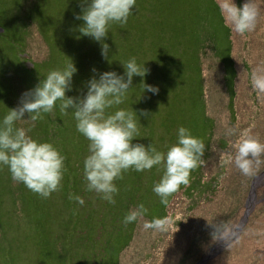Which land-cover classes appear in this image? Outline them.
Wrapping results in <instances>:
<instances>
[{
    "label": "rangeland",
    "instance_id": "374dc122",
    "mask_svg": "<svg viewBox=\"0 0 264 264\" xmlns=\"http://www.w3.org/2000/svg\"><path fill=\"white\" fill-rule=\"evenodd\" d=\"M237 1L242 5L245 2ZM256 4L260 15L255 30L244 35L233 32V64L215 0H136L137 8L127 24L110 26L106 37L109 59L102 57L99 42L78 31L82 21L76 16L81 13V0H0V117L9 108L18 107L22 93L34 88L50 70L63 67L71 59L78 72L73 76V90L66 94H85L94 70L124 72L121 62L128 59L121 54L135 57L147 69L145 77L133 78V88L121 104V108L137 111L140 137L133 142L145 146L154 142L166 152L176 142L178 128L185 126L206 143L204 163L191 172L192 185L181 186L169 199L167 232L144 227L146 221L160 216L157 210L162 204L152 188L162 176L161 167L125 172L115 181L120 188V203L115 204L88 191L87 182L81 183L79 176L76 195L85 203L73 204L81 213L79 221L89 222L93 228L77 227L75 238L91 236L78 245L84 255L91 256L90 264H104L103 259L109 256L116 258L127 240L125 235L116 236L121 224L118 214L125 215L127 208L136 207L143 199L147 200L144 206L148 212L139 222L126 226L131 241L119 253V264H199L210 252L213 256L205 264H264V177L250 201L253 181L264 172V155L258 163L253 162L252 176L242 175L234 164L222 167L220 163L222 158L234 156L233 145L244 130L264 142V95L258 96L249 83L253 68L264 69V0H256ZM36 5L40 10L35 12ZM33 64L37 68L30 75L22 71ZM142 80L157 86L158 94H143ZM144 110L148 117L139 116ZM24 118L17 126L31 128L29 114L25 113ZM35 123L29 135L54 143L70 160L71 168L78 169L69 176L79 175L82 168L78 164L88 155L89 142L77 132L71 111L61 113L57 102L52 113L43 114ZM82 148L86 151L81 152ZM136 173L140 177L133 185ZM10 181L15 193L6 198L5 208L8 212L15 208L18 215L12 212L9 222L16 225L7 236L0 224V264H12L14 257L17 264H39L35 248L40 249L41 244L33 235L40 233L33 228L37 219L30 217V190L14 182L11 174ZM55 192L54 208L62 209V227L70 211L62 188ZM209 221L226 224L229 238L214 239ZM52 227L61 233L58 224ZM108 237L113 238L110 241ZM102 246H109L108 252L100 249Z\"/></svg>",
    "mask_w": 264,
    "mask_h": 264
},
{
    "label": "clouds",
    "instance_id": "9594fccd",
    "mask_svg": "<svg viewBox=\"0 0 264 264\" xmlns=\"http://www.w3.org/2000/svg\"><path fill=\"white\" fill-rule=\"evenodd\" d=\"M224 27L244 35L257 26L260 10L256 0H245L237 6L235 0H216ZM86 5V6H85ZM136 0H81V13L76 16L82 21L78 31L81 36H89L101 46V55L109 59L110 46L106 42L112 23L127 24L133 14ZM124 72L115 70L96 73L87 81L86 93L71 97L73 76L78 68L71 59L63 67L50 70L32 89L22 93L18 107L9 108L0 117V168L6 166L14 182L42 198L62 188L65 172V157L60 149L50 141H41L29 135L36 121L43 114L52 113L59 102V110L67 115L71 111L76 122V130L88 143V155L83 160L84 180L87 190L100 194L110 204L116 203L119 188L115 181L123 178L129 170L143 172L154 167L163 169L159 181L153 185V192L160 197V203L167 206L169 198L181 186L187 188L191 183V172L204 163L206 143L195 136L192 130L180 126L176 142L167 151L160 150L154 142L145 146L134 143L140 137L137 111L119 107L124 103L127 93L133 88V78L145 77L147 69L142 68L135 57L121 62ZM249 83L258 96L264 95V69L253 68L249 73ZM143 94H158L159 88L142 80ZM29 114L31 128L18 127L17 122ZM139 116L148 117L144 110ZM235 154L222 158L221 166L232 165L244 176L253 175V162H259L264 155V142L251 133L241 132L236 141ZM212 150L215 147L212 146ZM205 180L207 177L204 178ZM222 179V177H221ZM204 182V181H202ZM68 198L79 205L84 199L74 193ZM148 212L143 203L130 208L123 218V224L139 222ZM214 239L226 241L229 238L228 226L213 224ZM170 221L166 217H154L146 221L144 227L157 232H167Z\"/></svg>",
    "mask_w": 264,
    "mask_h": 264
},
{
    "label": "trees",
    "instance_id": "16d2710c",
    "mask_svg": "<svg viewBox=\"0 0 264 264\" xmlns=\"http://www.w3.org/2000/svg\"><path fill=\"white\" fill-rule=\"evenodd\" d=\"M36 6L33 9L35 12L40 10L39 5L37 7ZM237 6H242L240 1L239 2L237 1ZM215 7L217 10H219L217 7V4H216V0H215ZM136 8H137V5L134 6L133 12H134V9H136ZM23 21H24V18H22V20L20 22L21 24L19 27H21L23 25ZM221 25L227 33L228 43L230 44L229 45L230 58H231V62L234 64V62L232 60V56H231V51L233 48V32L224 27L222 17H221ZM19 32H20V29H19ZM48 42L50 43L51 41L49 40ZM115 51H116V54H117V52L119 53V51L117 49ZM133 54H134V52H133ZM119 55L125 59L131 58V56L127 57V56H124L121 54H119ZM119 55L117 54L118 58H119ZM132 56H134V55H132ZM169 61H171V60H169ZM43 64H41V65H43ZM40 66H38V68ZM36 68H37V66L35 64H33L32 67L27 65L25 67V70L23 69L22 71L30 75L33 72V70H36ZM4 71H6L5 74L7 76L10 74L9 70L7 71V69L5 68V65H4ZM22 71H21V75L19 77L22 76V74H23ZM120 73L122 74L123 72H120ZM234 96H235V93H234V89H233L232 99L234 98ZM232 104H233V102H232ZM119 107H121V105ZM81 138L85 139L82 135H81ZM87 150H88V148H87ZM84 151H86V150L82 148L81 152H84ZM80 163H81V165L78 164V166L80 168H82V169H80V174L76 175L75 178H71L69 175L72 174V171L76 172L78 169L71 168L70 160L68 162V159L65 158V164L67 166H65V172H64L63 180L61 181V183H62V191L64 194V200L67 203L66 209H68L70 211V215H69V219H67L66 221H64L62 223V227H60V218H61L62 209H61V207L58 209L54 208L55 205L57 206V203H56L57 202L56 201L57 193L53 192L50 195V197L45 199V198L40 197L38 194H36L30 190L29 196H31V198H30L31 202H33V203H30L31 204L30 205L31 206L30 217L34 216L35 219H37L35 221V223H33V228L37 227V232L40 233V235L38 233L33 235V238H36L37 242L41 244L40 249H38L37 247L35 248L36 254H37L36 259H38L39 264H90V262H91V258H90L91 256L90 255L89 256L84 255V251H80L78 249V245L83 244L82 242L87 241V239L90 238L91 236H88V234L87 235L82 234V235H80L79 238H75L76 237L75 231H76L77 227L81 228L83 226H86L89 229H92L93 226H91V223H89V222L81 223L79 221L81 213H80L78 207L74 206L73 203L75 201L70 200L68 198L69 193L78 194V186L80 185V182L78 181L79 176H80L81 183L84 180L83 167H82L83 162H80ZM4 169L2 168L0 170V224H1L2 229H3V233L7 236V234L8 233L10 234L12 231V228H14V226L16 225V224H11L9 222V218H11L12 212L15 213L16 216L18 214H17L15 208H13L12 212L11 211L8 212V209L5 208L6 198H11L14 195V193H15L14 188L15 187L11 186L13 184H11L12 181H10V172H9L8 168L5 166ZM139 177H140L139 174L136 173L135 179L132 181L133 185H134V183L136 184V180H138ZM191 185H192V183L190 184V186ZM17 186L21 188L20 184ZM128 192L131 193V191H128ZM174 195L175 194H173L172 197H174ZM119 197H120V193H118L115 197L116 203H120ZM172 197H170L169 199L171 200ZM170 200H169V202H170ZM141 203L146 205L147 200L143 199ZM77 205H78V203H77ZM167 207H168V205L167 206H165L163 204L161 205L160 211H159V209L157 210L158 213L160 214L159 217H166L167 216ZM127 211H128V208H127ZM118 216H119L118 221H121V224L119 226L120 228L117 229L118 233H116V236L118 234L125 235L127 240H126L125 245L121 248V250H119L116 253V256H115L116 258L114 259V256H109V259H107V260L103 259L104 264H119V253L125 247H127L131 241V233H130L131 231L129 229H127L128 231H130L129 232L130 234L126 235V233H128V232L125 230L126 226L123 224V218L125 215L122 216V214L119 213ZM89 217L90 216H88V218ZM42 219L45 220L43 223H41ZM52 224H54V225L58 224V226L61 228V233H58L55 230H54L55 231V233H54V231H53L54 226L52 227ZM132 224H128V225L132 226ZM23 227H24V230L26 231L24 224H23ZM10 229H11V231H9ZM91 232L92 231H89V233H91ZM111 236H113V235H111ZM113 237H115V236H113ZM109 238L110 237H108V239ZM112 238H110L109 240L111 241ZM74 239H76L75 243L72 242V241H74ZM13 241H15V240L13 239ZM110 241L108 242V244L110 243ZM101 248L103 251L108 252L107 250L110 247L109 246L108 247L102 246V247H100V249ZM17 249L20 250L19 247H17ZM11 263L17 264L16 257L13 258Z\"/></svg>",
    "mask_w": 264,
    "mask_h": 264
},
{
    "label": "water",
    "instance_id": "95a60500",
    "mask_svg": "<svg viewBox=\"0 0 264 264\" xmlns=\"http://www.w3.org/2000/svg\"><path fill=\"white\" fill-rule=\"evenodd\" d=\"M263 177H264V172L260 173L257 177H255V179L253 181V184H252L253 188H252L251 195H250V201H252L255 198V195H256L255 189H256L257 185H259V183L263 179ZM247 215H248V212L245 215V220L244 221L247 220ZM220 246L224 247V244H221ZM215 248H216V246H215ZM212 256H213V252H210V254L206 258L201 260L199 262V264H205Z\"/></svg>",
    "mask_w": 264,
    "mask_h": 264
}]
</instances>
